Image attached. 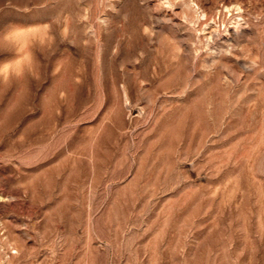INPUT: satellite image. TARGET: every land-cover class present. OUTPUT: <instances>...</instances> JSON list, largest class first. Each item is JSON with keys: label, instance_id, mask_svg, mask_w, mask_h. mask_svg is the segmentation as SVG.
Wrapping results in <instances>:
<instances>
[{"label": "rangeland", "instance_id": "rangeland-1", "mask_svg": "<svg viewBox=\"0 0 264 264\" xmlns=\"http://www.w3.org/2000/svg\"><path fill=\"white\" fill-rule=\"evenodd\" d=\"M0 264H264V0H0Z\"/></svg>", "mask_w": 264, "mask_h": 264}]
</instances>
